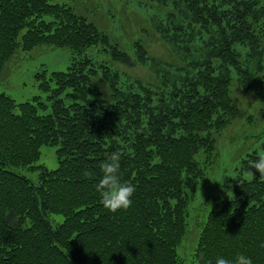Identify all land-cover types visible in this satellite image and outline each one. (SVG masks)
<instances>
[{
    "label": "trees",
    "instance_id": "obj_1",
    "mask_svg": "<svg viewBox=\"0 0 264 264\" xmlns=\"http://www.w3.org/2000/svg\"><path fill=\"white\" fill-rule=\"evenodd\" d=\"M166 14L153 26L184 64H163L136 42L135 59L159 83L132 91L90 49L100 45L127 64L131 54L76 6L0 0V78L19 49L64 48L74 58L65 71L36 74L50 112H40L38 97L17 102L0 93V264H216L238 254L264 264V180L249 166L259 151L240 159L230 197L190 210L202 163L220 156L226 128L253 120L235 91L264 106V0H172ZM64 92L74 101L67 104ZM45 145L56 147L55 169L38 164ZM116 151L121 183L136 191L128 210L112 213L96 184ZM19 168L38 171L39 183ZM51 214L64 219L54 226ZM191 218L198 233L188 259L180 248Z\"/></svg>",
    "mask_w": 264,
    "mask_h": 264
},
{
    "label": "rangeland",
    "instance_id": "obj_2",
    "mask_svg": "<svg viewBox=\"0 0 264 264\" xmlns=\"http://www.w3.org/2000/svg\"><path fill=\"white\" fill-rule=\"evenodd\" d=\"M66 1L74 5L77 11L89 16L103 28L109 36L119 44L121 50L131 54V63L116 61L110 52L103 47L95 46L90 49L98 65L109 66L120 74L118 86L127 90L138 91L140 87L159 83L152 68L136 58L135 45L140 41L147 49L148 56L156 58L163 64L182 65V56L174 51L169 43L162 39L160 33L153 26L156 20L162 21L166 12L170 9L172 0H58ZM74 61L73 55L68 49L51 46H38L31 51L17 50L14 57L7 62L0 78V93H5L17 102H24L38 97L39 102L45 107L39 106L41 113L51 111L52 100L48 98L49 92L42 91L36 74L46 69L52 71H65ZM103 67H100L101 71ZM101 89H106V81L98 79ZM55 87V83L52 82ZM108 86V85H107ZM68 92V91H66ZM66 92L61 94L67 104L74 101L67 97ZM234 98L242 105L244 116L252 112L256 126L250 124L253 120L236 118L223 133L218 149L220 156L213 164L203 166L202 176L198 187L191 194L190 210L194 215L197 208L211 206L213 202L224 196H231L229 185L237 175L240 159L252 150L264 154V106L261 105L253 94L237 89ZM36 102V101H34ZM39 105V104H38ZM56 147L45 145L42 148V158L39 165L55 169L58 166ZM203 160V159H202ZM201 160V161H202ZM18 172L28 176L35 184L39 183V172L25 168L17 169ZM50 220L57 226L64 219L62 215L51 214ZM196 220L190 219L191 233L180 248V253L190 258L197 238L194 240L198 229ZM193 246V247H192Z\"/></svg>",
    "mask_w": 264,
    "mask_h": 264
},
{
    "label": "clouds",
    "instance_id": "obj_3",
    "mask_svg": "<svg viewBox=\"0 0 264 264\" xmlns=\"http://www.w3.org/2000/svg\"><path fill=\"white\" fill-rule=\"evenodd\" d=\"M121 153L112 152L101 165L103 175L96 184V190L100 193L103 206L116 213L118 210H128L132 206V196L136 191L132 183H121L119 176ZM250 169L259 173V178L264 180V154L258 155L257 159L249 161ZM85 176L91 177L92 173L85 172ZM254 174V173H253ZM211 264V262H209ZM216 264H253L250 257L238 254L234 261L224 257H218Z\"/></svg>",
    "mask_w": 264,
    "mask_h": 264
}]
</instances>
